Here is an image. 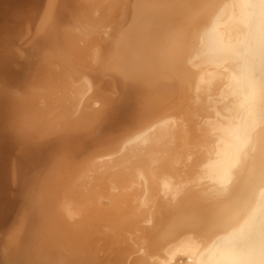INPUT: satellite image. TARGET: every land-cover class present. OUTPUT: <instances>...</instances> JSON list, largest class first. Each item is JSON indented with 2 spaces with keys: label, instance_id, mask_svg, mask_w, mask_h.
Wrapping results in <instances>:
<instances>
[{
  "label": "bare ground",
  "instance_id": "obj_1",
  "mask_svg": "<svg viewBox=\"0 0 264 264\" xmlns=\"http://www.w3.org/2000/svg\"><path fill=\"white\" fill-rule=\"evenodd\" d=\"M42 2L0 0V22L11 33ZM101 2L48 0L37 47L0 53L1 125L8 105L17 115L26 110L28 100H13L10 87L29 80L53 81L48 88L57 82L60 94L83 68L95 82L103 70V87L115 96L79 120L96 125L97 135L75 162L57 157L56 143L26 142L21 121L0 129V264H264V0ZM88 7L100 14L96 20L108 18L112 41L78 47L69 27L90 16ZM215 95L229 100L226 113L215 110L219 117L205 122ZM98 168L89 187L80 184L86 192L70 186L72 173ZM57 170L66 176L52 178ZM139 172L142 195L133 190ZM109 184L118 192L100 213L96 201ZM140 198L141 207L134 204ZM74 212L80 221L70 225L65 218ZM104 227L111 246L102 263L88 256ZM136 232L138 249L127 238Z\"/></svg>",
  "mask_w": 264,
  "mask_h": 264
},
{
  "label": "rangeland",
  "instance_id": "obj_2",
  "mask_svg": "<svg viewBox=\"0 0 264 264\" xmlns=\"http://www.w3.org/2000/svg\"><path fill=\"white\" fill-rule=\"evenodd\" d=\"M81 1H83V3L86 2V3H89L92 6H94V0H81ZM101 1H102L101 3L104 4L105 6H107V5L109 6V4H111V2H112V0H101ZM33 4H35V1L32 3V5ZM36 4H38V3H36ZM47 4H48V0H43V2L41 3V6L39 5L37 8H36V6H31L28 13L26 12L27 13L26 15H24L21 18L16 19V21L13 23V26H11L13 31L11 33L6 30V27H4L7 23L6 22H0V53L1 54L5 53L8 56H10V55L11 56H13V55L21 56L24 54L25 51L30 49L29 50V52H30L32 48L37 47L36 44H39V41H37L38 31L40 28V24L43 21L42 18L44 17V14H45L44 12L47 8ZM88 9L89 10L87 13H89L90 16L87 17V19L82 18V17H79L77 19L75 18V20L78 22L75 24L73 23L72 25H70L71 27H69L71 30L72 36L77 38V42H78L77 44L79 45L78 47L87 46L90 44L94 45L93 41H95V40L99 41V43H101V42H103V39H106V40L110 39L107 36V30H110V23L107 22L108 18L96 20V18H100L99 17L100 14L98 12H95L94 10L92 11L89 7H88ZM114 18L117 20H122L124 17L122 15V13H119V11L117 10ZM91 19H93V21ZM97 22H99V23H97ZM117 23L119 24L118 21H117ZM76 24H79V26ZM64 27H65V25L62 26L63 29H64ZM84 27L88 28V30L91 29L92 32L82 31L84 29ZM114 28L115 29L118 28L120 30V27H114ZM110 41H112V39H110ZM85 59H86V57H85ZM89 60H91V59H89ZM85 62H86V60H85ZM91 64H93V63H91ZM52 69L53 70H55V69L59 70L58 64L54 63L52 65ZM61 70H63V69L61 68ZM88 70H89V68H86V69L83 68L82 70L78 71V74H80V76L75 80L72 77H71V79H73V80H70L69 77H65V80H70L71 83L67 84L68 88H65L66 91L65 90L60 91V94H59V91H56V89H55L56 87H59L57 82L56 83L54 82V84H55V85L53 84L54 88L53 87L48 88L46 86V84H50L53 81H50L49 83L43 84L42 82L44 80L42 78H38L37 81H35L33 84H30V80H29L30 78H29L28 79L29 81L26 84L23 83V84L18 85V86L10 87V89L12 91L11 95H13V100L19 99V98L24 99V100L26 99V100H28V102H27L28 104L25 102L23 103L26 106V108H25L26 110H22L23 112H21L20 115H17V113H12V110L14 109V107L12 105L11 106L8 105L10 108L7 107L6 112L7 113L9 112V114L5 117V119H6L5 124L4 125L0 124L1 131H3V130L5 131L6 129L12 130V127L16 126V125L19 127L20 123L18 121H21L23 124V128L25 130L22 133L26 138L25 139L26 142H29V143L32 142L34 146H41L42 144L48 143L50 141L53 143H56V152L59 155L57 157L63 158L64 160H69L68 163L75 162L74 156L77 153H79L80 151H82L81 150L82 147L84 145H86L87 142L92 140V138H94V136L96 137V135H97L96 125L90 126L91 128L89 126H87L89 124L79 125V123H78L79 120L82 119V117H84V116H85L84 118H86V116L91 115L92 113L99 112L102 109L101 108L102 107V101H103L102 98L103 99L108 98V100H109L110 97L112 98L113 97L112 95H114L113 93H111V91H109L103 87V85L106 86V79H107V77L102 78L103 70L98 73L99 74L98 76L101 77V79H99V82H95L90 77L88 78V76H90V74L88 73L89 74L88 75L85 73ZM66 76H68V75H66ZM88 81H90V82H88ZM2 85L4 86V84H2ZM6 85L9 86V84H6ZM0 87H2L1 84H0ZM50 91H55V93L53 92L54 94H51L52 96H50V94H49ZM66 92H68V93L66 94ZM98 92H99V94H98ZM66 95H68L67 99L65 97ZM61 98H62V101L60 100ZM65 99L67 102L65 101ZM209 99L215 100V101H213L215 104V108L212 107L211 104H208V103L206 104L208 106V108L206 107L208 113L206 115L207 119H205V122L215 121L216 118L219 117L218 115L215 114V110L217 112L224 113L225 112L223 110L224 104H225V102L227 103V101L229 102V100H227V101L221 100V98L218 95H217V97L215 95ZM24 100H22V101H24ZM61 102H63V103H61ZM61 108H62V110H61ZM13 111H15V110H13ZM60 112H61V114H60ZM209 114H211V115H209ZM59 116H62V118H63V121L61 123L59 122ZM29 124L36 126L35 130H31L30 128L27 130V127H29ZM47 126H48V128H46ZM211 128H213V127H211ZM133 144L135 145L136 143H133ZM133 144H132V146H133ZM18 149L21 150L22 147L16 148V150L19 152ZM137 150L138 149H136L135 153H138ZM130 152H131V154L135 155V153H133L134 150H130ZM121 155H123V154L117 155V157H119ZM115 157L116 156L112 157L111 159H113V158L116 159L117 157L116 158ZM85 159L86 158L83 157V159L79 160V162L82 163V161ZM135 159H136V157L134 158V160ZM125 163H128V162H125ZM65 166L68 167L67 165H65ZM63 167H64V164H63ZM117 167H119V166H117ZM84 168H86V167H83V169ZM90 169L88 168L89 171H91ZM100 169L104 170V168H102V167H100ZM100 169L98 168V169H94V170L96 172L97 170L101 171ZM63 170L65 173L68 172V169H63ZM63 170L61 169V171H63ZM82 170L77 171V173L76 172L72 173L73 174L72 179L74 181H72V183L70 182L71 183L70 186L74 185L76 188L78 186L77 183H79V186L77 187V189H80L79 191L84 193L87 191L86 187L87 186L89 187L90 186L89 183L91 181H93L91 176H93V177L96 176L98 171L96 173H93V170H92L93 174H91V172L89 173L88 170L87 171L83 170L85 173ZM57 171H56L57 176L54 175V171H50V173L53 172L52 178L56 179L59 177L58 175H60V177L58 179L61 180L62 178H64V176H62V175H65V174L63 172H59L60 170H57ZM82 173H84V174H82ZM137 174L139 177L138 180H141V182L139 183L140 185L135 184L133 187V190H136V188H137L136 191L137 192L140 191L139 194L142 195L143 193L146 192V188H145L146 182L143 181V180H145V178L143 177V175L140 172ZM98 175H99V172H98ZM84 176L87 179L84 178ZM80 181L82 183H80ZM80 184H84V186L86 184V187H84L83 185H80ZM109 185H108V188L106 190V192H108V193L104 192V194H101L102 198H100L99 200L96 201V204L99 206L95 207V209H96V211H98L100 213L104 210L105 211L109 210L108 206L111 205V202H110L111 197L110 196H113L114 194H117V192H118L115 185H111V184H109ZM202 185H203V183H202ZM202 185L200 184V186H197V188L195 187L194 189L196 191L201 190L205 187V186L203 187ZM72 188H74V187L72 186ZM83 189H85V190L83 191ZM161 195H163V193ZM70 196H71V194L69 193V197ZM109 197H110V200H108ZM164 198H166V197H164ZM138 200H137L138 203H136L137 202L136 201V202H134V204L138 205L140 202V204H139V206H140L142 203L141 198ZM69 201H71V200H69ZM97 202L98 203L100 202V204H98ZM66 204H67V202H63V203H61V206H60L61 208L64 207V209H63L64 212H66V206H65ZM101 205H102V207H101ZM145 205L147 206L146 203H143L142 208H144L143 206H145ZM98 207H99V209H98ZM104 207H106V208H104ZM100 209H101V211H99ZM76 213H75V215H76ZM75 215H72L73 218ZM78 215H76V217H75L76 219L75 218L71 219V217L69 218V216H71V215L66 216L65 221L68 222V224H70V225L76 224L77 222L80 221V218L77 217ZM144 225L146 226V224H144ZM106 228L107 227H104L102 229L103 232H101V234H100L102 237L99 235L97 237V239H99V240L95 239V241L91 245L95 249V254L92 256V255H90L91 254L90 253L88 256L89 258H94V259H97L100 257V262H102V263L105 262V259H103L102 257H106L109 255L108 248L111 246V245L107 246V243H106L107 241L105 242V240H107L106 233H109L108 231H110L109 230L110 227L107 228L108 231L106 230ZM139 235H141V233L137 234V232H136V235H135V233L131 234L130 236L127 235V238L131 242L129 244L133 245V246L131 245L132 248H135L134 246L137 245L136 243H138V245L136 247L137 249L140 246L139 240L138 241L136 240V239H138ZM133 236H135L136 239ZM134 241H135L136 245H134ZM99 251H101V252H99ZM142 254H143V256L145 255L144 252H140L139 254H135L134 258L137 259L138 257H142L141 256ZM134 258H132L130 260V262ZM185 262L187 264H189V263L191 264L192 261H191V259L187 258V260L185 259Z\"/></svg>",
  "mask_w": 264,
  "mask_h": 264
}]
</instances>
